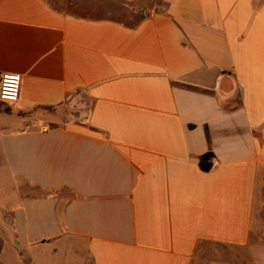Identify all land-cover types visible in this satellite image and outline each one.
<instances>
[{"label":"crops","instance_id":"obj_1","mask_svg":"<svg viewBox=\"0 0 264 264\" xmlns=\"http://www.w3.org/2000/svg\"><path fill=\"white\" fill-rule=\"evenodd\" d=\"M129 13L0 0V264H264V0Z\"/></svg>","mask_w":264,"mask_h":264},{"label":"rangeland","instance_id":"obj_2","mask_svg":"<svg viewBox=\"0 0 264 264\" xmlns=\"http://www.w3.org/2000/svg\"><path fill=\"white\" fill-rule=\"evenodd\" d=\"M51 3L59 8L64 9L66 11H70L72 13L78 14H88L92 16H110L115 19H119L122 21H135V18L130 16L129 10L137 9V4L141 2V0L136 1L133 4H123L119 3L118 0H49ZM7 105L12 103L4 102ZM78 108L80 105H76L75 103L69 104L65 106L64 112L60 113L59 119H73L76 115ZM42 109L37 110L36 112H41ZM55 120V119H54Z\"/></svg>","mask_w":264,"mask_h":264},{"label":"built area","instance_id":"obj_3","mask_svg":"<svg viewBox=\"0 0 264 264\" xmlns=\"http://www.w3.org/2000/svg\"><path fill=\"white\" fill-rule=\"evenodd\" d=\"M23 79L16 74H3L0 76V101L18 102L22 93Z\"/></svg>","mask_w":264,"mask_h":264}]
</instances>
